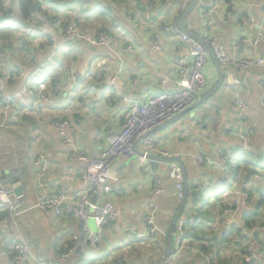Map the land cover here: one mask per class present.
<instances>
[{"label": "crops", "instance_id": "obj_1", "mask_svg": "<svg viewBox=\"0 0 264 264\" xmlns=\"http://www.w3.org/2000/svg\"><path fill=\"white\" fill-rule=\"evenodd\" d=\"M262 1L242 0L252 14L249 19L252 20L254 28L247 31L249 38L256 36L258 23L264 14L261 9ZM143 4L144 1L139 5L136 3L138 12L135 20H130V22L124 19L120 25L132 34V43L118 34L114 39L111 37V43L109 42L107 46L93 48L81 45L75 48L73 54L76 57L75 71L81 77L72 80L75 85L68 82L64 90L53 95L52 102L56 106L51 110H45V105L38 102L37 109L24 108L23 113H19L22 117H32L34 122L21 121L16 117L10 120L8 114L0 118V188L8 189L12 194L11 200L21 205L19 209L26 210L18 217L15 224H0V264H9L7 253L11 254V251H8V247L20 240L31 245L34 259L30 264H41L44 261L53 264H73L75 262L84 264L86 261L91 264H116L119 258H124L125 263L130 261L126 264H132L133 262L129 260L126 253L138 244L131 246L129 239H141L131 237L128 230L133 229L139 234L142 233L144 209L149 203L157 205V225L167 234L178 209L173 181L163 178L167 163L157 162L155 165L154 171L162 178L164 192L154 196L151 189V178L141 172L135 159V156H138L135 151V156L121 157L113 163V171L120 178L121 186L120 193L113 198V207L118 214V219L115 223L106 226V235L98 248L92 249L80 245L83 224L74 216L57 218L51 213L30 209L36 202L40 185L51 193L60 190L64 194H71L86 188L79 179L85 164L78 160L72 151L81 149L88 158H98L106 146L107 132L120 130V112L127 106V103L121 102L118 94L106 83L111 75L118 76L117 85L127 100L135 99L141 102L146 97L159 92L176 91L173 63L178 57L177 48L166 40V34L158 31L152 32L147 27L150 22L139 21V16L142 15L139 6ZM162 5L164 2L158 1V14L162 11ZM243 7L242 5L241 8ZM176 14H179L178 9L174 12V16ZM197 15L198 11L194 9L184 22L186 23L187 20L195 25ZM48 31L52 32L53 29L50 28ZM240 34L239 25L228 28L225 24L222 28L215 26L213 29L214 38L226 48L231 59L242 57L243 54L254 56L249 43H243L239 39ZM98 35L108 36L104 31ZM150 41L157 42L160 50L150 51ZM130 45L140 51H127L126 47ZM237 45L240 46L238 53L234 51ZM255 54L259 57L264 56V42L258 45ZM211 69L209 76L213 85L210 84L209 89L196 100L209 92L218 80L214 66ZM250 71L252 70L246 72L235 69L226 70L222 88L213 98L206 101L211 105L210 109L201 114L199 119L190 118L188 112L167 128L150 135L157 148L180 159L188 184L190 182L198 184L199 181L203 185H209L214 178L218 177L216 169L220 166V162L224 161L221 152L234 153L236 147H240L242 143L229 135L233 130L238 132L241 128L245 132L248 131L246 137L244 134L243 143L247 144V141H250L255 146H264V110L260 107V103L264 102V74L262 70L255 74H251ZM125 72L139 74L144 82L133 89L130 84L132 77ZM38 83L40 81H33V84ZM79 89L82 90L81 94ZM18 92L16 96L21 93ZM238 99H242L246 105L242 124L238 122L232 111V106ZM26 100L28 99L23 101L27 102ZM59 120L68 121L69 127L65 135L73 138L72 146L63 147L62 136L58 134L53 125ZM24 123H29V125L25 127ZM196 124L200 133L193 126ZM9 129L11 131H8ZM18 129H21L22 138L20 140L22 142L15 138ZM36 140H38L37 143ZM30 148H35L36 153H31ZM137 150L142 151L140 142L137 144ZM38 155L45 156L48 163V170L41 178L37 175L38 170L32 165ZM198 156L202 157L201 165L195 162L194 158ZM150 167L153 170L151 165ZM17 177L24 186L23 196L20 198L12 193ZM239 191L240 188L235 187L234 194ZM234 200H236L235 203ZM228 201L233 209L225 217L226 224H237L238 222L241 224L243 214L250 210L246 199L240 194L233 199L229 198ZM86 226L89 231H95L91 219L87 221ZM164 246L162 240L160 244L146 247H152V253L157 257L159 249L165 248ZM69 251H72V255L67 260L60 261L59 257ZM156 262L155 258L150 264H159Z\"/></svg>", "mask_w": 264, "mask_h": 264}, {"label": "built area", "instance_id": "obj_2", "mask_svg": "<svg viewBox=\"0 0 264 264\" xmlns=\"http://www.w3.org/2000/svg\"><path fill=\"white\" fill-rule=\"evenodd\" d=\"M159 1L170 2L173 0ZM175 1L178 3V10H180V13L190 2V0ZM218 1L221 0H198L197 6H199V8L196 24L194 25L186 20V23L184 22V27L205 42V44L213 51L217 61L223 69H235L246 72L254 68H264V56L259 57L255 54L258 45L264 41V14L258 24L256 36L254 38H249L247 32L254 28L251 19L247 20V30L242 29L239 38L243 43H249V46L253 49L254 56L243 54L242 57H234L231 59L226 48L214 38V27L210 24L212 18H220L224 15V8ZM150 10L151 9H149V12ZM239 10L245 12L247 8H241L240 6ZM180 13L176 14L175 18H178ZM151 14L152 13L150 12V15ZM150 15H147L148 19ZM172 16H174V12ZM173 21L167 22V18L163 12V14L156 15L153 18L151 17L148 21L150 23L147 24V27H149L152 32L158 31L166 34V40H169L172 45L177 48L178 57L173 63L176 75V91L159 92L146 97L145 100H142L141 102L135 99L127 100L126 96L117 85L118 76L116 74L111 75L106 83L118 94L121 102L127 103V106L120 112V130L118 132H107L105 135L106 146L101 151L98 158H88L81 149H74L72 151V153L77 156L78 160L85 164L79 179L86 188L71 194H64L60 190L51 193L40 185V191L37 195L36 202L30 208L51 213L57 218L74 216L79 219L83 224V236L80 241L82 247L95 248L105 237L106 226L115 223L118 219V214L113 207V198L120 193L121 186L120 178L113 171V163L121 157L135 156L133 144L136 140L141 139L156 126L170 120L172 117L192 106L197 97L210 87L209 73L210 70L212 71L211 68L213 67V64H211L212 62L207 48L180 31ZM62 41L66 45H74L77 42H83L93 48H98L109 45L111 38L105 35H99L98 38H89L85 34L79 32L74 25H68L64 29ZM239 48L240 46L237 45L234 51L238 53ZM149 49L152 52H157L160 50V46L157 42L150 41ZM126 50L130 52H135L137 50L140 51L132 45L127 46ZM125 74L132 77L130 84L133 89L137 88L142 82H144L142 76L139 74H132L131 72H125ZM70 76L72 77L71 69ZM38 88L41 91L44 90L46 86L43 83H38ZM3 99L5 103L4 113H7V111L11 109L10 98L4 96ZM260 106L264 110V102H261ZM245 108L246 105L242 99L236 100L232 106V111L240 124L244 123ZM53 125L58 134L62 136L61 143L63 147L72 146V143L74 142L73 138L65 135V132L69 127L68 121L59 120L58 122H54ZM230 135L240 142L245 141L244 131L241 128H239L238 132L233 130ZM140 143L142 146V155L135 156L136 162L140 166L141 172L151 178L152 194L154 196L161 195L164 192L161 181L162 178L151 169L146 156L148 154H158L170 158L172 155L165 150L157 148L150 137L144 138ZM194 159L198 165L203 163L201 156L195 157ZM32 165L38 170L37 175L39 178L43 177L48 170V163L43 155H38V157L33 160ZM163 178L165 180L173 181L178 204H180L184 197V185L179 166L175 163H167ZM37 183L39 185L38 180ZM95 196L96 200L93 202L92 199ZM235 201L236 200H234V203ZM19 208H21V205L18 204L15 206L11 203L9 192L4 189V187H1L0 224H15L18 217L26 211ZM231 211L232 209L229 207L223 208L221 215L226 217ZM157 216V205L154 203L147 204V207L144 209V227L142 233L139 234L133 229L128 230V232L132 236L139 235L141 237L151 236L165 238L166 232L157 225ZM89 219L93 221L95 231H89L87 229L86 224ZM183 223L182 220L178 221L177 228L179 231L182 230ZM183 249H188L189 251L193 250L191 247L183 244L180 234L176 238L174 256L179 252H182ZM8 251H11V254L7 253L9 264H30L34 259L32 249L22 240L10 245ZM71 255L72 251H69L67 254L61 255L59 260L63 262ZM41 264L53 263L44 261ZM168 264H171L170 259Z\"/></svg>", "mask_w": 264, "mask_h": 264}, {"label": "trees", "instance_id": "obj_3", "mask_svg": "<svg viewBox=\"0 0 264 264\" xmlns=\"http://www.w3.org/2000/svg\"><path fill=\"white\" fill-rule=\"evenodd\" d=\"M122 1L126 0H70L69 2L62 0H0V116L8 114L10 120L16 117L20 118L21 121L34 122L32 117H22L19 113H23L24 108L28 110L29 107H34L37 109L36 104L38 102L45 105V110H51L56 106L52 102L53 95L55 96L59 91L64 90L69 83L75 85L72 80L81 77L75 71L76 57L73 56L75 48L81 45L87 46L83 42H77L74 45L64 44L62 35L65 27L74 25L79 32L86 35H95L104 31L110 38L114 39L118 35L115 30L117 24L121 25L124 19L128 21H130L128 18L136 19V15L135 17L130 15L129 6H125L128 18L127 16H120L119 9L123 7H119V5ZM132 1L136 2L137 5L145 1L146 3L139 6L142 11L149 8L151 9L150 12L157 16L164 12L167 22H172L174 19L173 23L176 25V18L172 14L175 8L178 9L177 1H164L165 9L159 14L157 13L159 0ZM222 1L225 2L227 9L223 11L224 15L220 18L211 19L212 27L222 28L226 24L228 28H231L239 25L241 30H247V20L252 17V14L250 10L245 12L239 10L242 0ZM262 2L261 9L264 12V0ZM87 4L89 7L86 6ZM72 5L78 6V11H71L70 15L72 16L67 15L65 18H61L62 15L59 13L63 11L69 14L66 11H69V6ZM174 5H176L175 8ZM198 8L199 6H196L195 10L198 11ZM90 11L91 15H88ZM178 11L180 13V10ZM95 14L97 16L93 19L94 22H102V25L90 34L89 30L85 29L84 22ZM150 16L153 18L152 15ZM103 18L107 21H103ZM56 24L59 25L56 26ZM45 27L47 30L44 29ZM51 27L53 31L49 32L48 29ZM263 42L261 43L263 44ZM70 69L72 77L70 76ZM259 70H262L264 74V68H254L250 72L255 74ZM223 71L225 74L226 69ZM33 81L45 82L46 88L40 91L38 84L34 85ZM210 84L213 85V82L211 81ZM17 92H21L20 95L16 96ZM4 96L10 98L11 109L7 113H4ZM25 99H28L27 102L23 101ZM247 133L248 131H244L245 137ZM242 143H240V147H236L234 153L221 152L224 161L220 162V166L216 169L218 177L214 178L209 185H203L199 181L198 184L193 182L188 184V202L189 200L192 204L201 202V208L204 211L200 212L199 209L196 215L189 216H185L183 212L180 219L184 222L182 230L179 231L176 225L172 238L174 235L177 238L181 234V240H186L187 246L193 250L183 249L182 252L173 255L174 257L170 258L171 264H264V256L257 249L253 250V255H250L249 258L243 256V259L241 257L234 259L231 256L226 259L221 256V251L225 248L224 244L232 240L233 237H237L241 233L242 227L245 230H251L255 224L260 228L263 226L262 223L257 222L256 216L261 210L264 213V164H260L264 161V146H255L247 141L243 147ZM250 169L253 170L251 177L245 182V174ZM235 187L240 188V191L234 194ZM240 194L246 199L248 206H251L250 203L254 199L258 200L257 207H253L252 210L243 214L241 228L237 224H226L225 217L221 215L223 208L233 209L228 199H233ZM214 200L215 202H213ZM205 201L213 202L210 210ZM214 223L218 225L217 232L212 230L211 226ZM221 227L226 229L221 231ZM131 237L141 239H129L131 246L138 244L137 246H141V248L146 247L149 245V240L152 245L160 244L163 240L165 245V238L163 237H141L139 235H131ZM257 237H259V233ZM98 245L95 248H98ZM163 251L164 248L159 249V255L162 256ZM191 253L194 255L192 256ZM248 255L246 254V256ZM235 261L240 262L236 263ZM124 263L125 261L122 264ZM84 264L86 263L84 262Z\"/></svg>", "mask_w": 264, "mask_h": 264}, {"label": "rangeland", "instance_id": "obj_4", "mask_svg": "<svg viewBox=\"0 0 264 264\" xmlns=\"http://www.w3.org/2000/svg\"><path fill=\"white\" fill-rule=\"evenodd\" d=\"M63 2H69L70 0H62ZM220 4H222V7L224 8V11H226L227 9V6H225V2L224 1H218ZM144 3H146L144 1ZM245 6V4L242 2L240 3V6ZM87 7H89V5L87 4L86 5ZM93 6V5H92ZM122 6L123 8L122 9H119V12H120V16H123V17H126L128 18V12L125 11V6H129V13L132 17H135L136 13L138 12V9L136 8V3L132 0H126V1H122L119 5V7ZM131 7H132V10H131ZM174 8L176 7V5L173 6ZM80 8V7H79ZM136 8V9H135ZM162 11L165 9L164 8V5H162ZM46 9V8H45ZM69 11H66L68 12L69 14L61 11L59 13V15H62L61 18H65L67 15H70L71 11L72 12H77L78 11V6H75V5H72V6H69ZM173 12H177V9L175 8L173 10ZM76 14V13H75ZM88 15H91V11L88 13ZM147 15H150V12H149V9L148 8H145L144 11H142V15L139 16V21H145V22H148L149 19H151V16H149V19L147 18L148 16ZM153 17H155L156 15L154 13L151 14ZM229 16V14H227ZM72 16V15H70ZM97 16V14H95L94 16H92L89 20L86 19V21L84 22V26H85V29L86 30H89L90 34L93 32L94 29H98L101 25H102V22H94L93 19H95V17ZM75 19V18H74ZM106 19L108 21H110V19L108 17H106ZM105 18H103V21L106 20ZM129 20H131L130 18H128ZM106 20V21H107ZM61 21V20H59ZM59 24H56V26H58ZM52 28V27H51ZM114 30V28H113ZM115 30L117 31V34L121 35L123 38L126 39V41H128L129 43H132L133 42V37H132V34L130 33L129 30H127V28L125 27H121L119 24H117V27L115 28ZM86 35V34H85ZM92 35V34H91ZM88 36L89 38H98L99 35L98 34H95V35H86ZM20 61V60H19ZM45 81V80H44ZM43 84H45V82H43ZM35 85V84H34ZM81 88H83L81 86ZM81 89H79V92L81 94ZM210 104L209 102H206L204 104H202L201 106H198L197 108H195L194 110L190 111L188 113V115L190 116V118L194 119H199L200 118V115L203 114L204 112H206L208 109H210ZM1 118V116H0ZM40 122V121H39ZM41 124V123H40ZM39 124V125H40ZM163 124V123H162ZM23 125H25V127H27L29 125V123H24ZM161 125V124H160ZM159 126V125H158ZM195 128H196V131L198 133H200L201 131H199L197 129V124L196 125H193ZM157 127V126H156ZM154 129V128H153ZM152 129V130H153ZM19 131L17 132V139L20 140V138H22V136L20 135V132H21V129H18ZM151 130V131H152ZM8 131H11L10 129ZM150 131V132H151ZM4 135L6 136H9L8 134L6 133H3ZM148 134V133H147ZM146 135V134H145ZM145 135L140 139L139 142H141V140H143L144 138H147V137H150V136H147L145 137ZM19 136V137H18ZM137 141V140H136ZM22 142V141H21ZM38 142V140H36V143ZM33 143V141L31 142ZM246 144H243V147H245ZM30 151L31 153H36V149L34 148H30ZM134 151V150H133ZM260 164H264V161L263 162H260ZM258 164V165H260ZM262 174V173H261ZM5 189V187H4ZM9 194H10V200L12 198V194L10 193V191L8 189H6ZM215 202V200L213 201ZM213 202H208V201H205L206 204H208V209L210 210L213 206ZM11 203H16L14 201L11 200ZM251 206H248V208L250 210L253 209V207H257V204H258V200H253L251 203ZM199 209H200V212H203V208H201V202L197 203V204H192V202L189 200L185 210H184V215L185 216H189V215H196V213L199 212ZM263 211L261 210L260 213L256 216V219H257V222L259 223H262L263 226L260 228V227H257L258 225L255 224L253 225L252 229L251 230H245L243 229V227L241 228V225L242 223L240 224L239 222L237 223L238 227L241 228V233L237 236V237H233L232 240L226 242L224 244V250L221 251L222 253V257L224 258H229L231 256H233L234 259H237L238 257H241V259H243V256L244 257H247L249 258L250 255H253V250H259L260 251V254L262 256H264V213H262ZM212 230H214L213 232H217L216 229L218 227L217 223L213 224L212 226ZM260 228V229H259ZM225 230L226 228L224 227H221V231ZM259 233V237H257ZM176 234V232H175ZM219 236V235H218ZM175 240H176V237L175 235L173 236L172 238V242L173 244L175 245ZM25 244H27L30 248H31V245L29 243H27L26 241H23ZM149 245H152L151 241L149 240ZM183 244L187 246L188 242L186 240H183ZM195 246V245H194ZM190 247V246H188ZM134 249L128 251L127 256L129 258V260H131L133 263L132 264H150V262H152L154 260V258H156V261L160 259H162L163 255H159L157 257H155L152 253L153 249L152 247L149 248V247H142L141 246H136V247H132ZM32 249V248H31ZM114 250V249H113ZM224 251V252H223ZM202 252V251H201ZM203 253V252H202ZM250 253V254H249ZM192 254V253H191ZM246 254L248 256H246ZM194 254H192L193 256ZM203 256V255H201ZM194 260V258H193ZM125 261L124 258H119L117 259L116 261V264H122L123 262ZM160 261H157V262H160ZM130 262V261H128ZM126 262V263H128ZM236 263L240 262V261H235ZM124 263V264H126ZM86 264H91V262H88L86 261ZM240 264V263H239Z\"/></svg>", "mask_w": 264, "mask_h": 264}, {"label": "water", "instance_id": "obj_5", "mask_svg": "<svg viewBox=\"0 0 264 264\" xmlns=\"http://www.w3.org/2000/svg\"><path fill=\"white\" fill-rule=\"evenodd\" d=\"M198 3V0H190L188 6L180 13L178 19H177V27L179 28L180 31H182L183 33L187 34L189 37H191L192 39L196 40L197 42H199L201 45L205 46L209 52V56L210 59L213 63V66L218 74V80L216 82V84L211 88V90L209 92H207L202 98H200L199 100H196V102L190 106L189 108H187L186 110H184L183 112L177 114L176 116L172 117L170 120L164 122L163 124L155 127L151 132H149L148 134L145 135V137L152 135L153 133L160 131L164 128H167L170 124H172L173 122H175L176 120L180 119L183 115L187 114L188 112L194 110L195 108H197L198 106H201L202 104H204L207 100H209L210 98H213V96L222 88L223 83H224V71L222 69V67L220 66L219 62L217 61L213 51L205 44V42L203 40H201L200 38H198L197 36H195L192 32H190L189 30H187L184 27V20L187 18V16L196 8ZM140 141L137 140L134 142L133 144V150L138 154V155H142V152H139L137 150V144ZM149 164L152 166L153 170L155 169V165L157 162H163V163H177L180 170H181V174H182V181H183V185H184V197L182 199V201L179 204L178 210L176 212V214L174 215V218L172 220V223L170 225V227L168 228L167 234H166V240H165V248L163 251V257L160 261V264H168L169 259L174 255V251H175V245L172 243V234L173 231L178 223V221L181 219L183 212L188 204V182H187V177L185 174V170H184V166L182 164V162L180 161L179 158L177 157H170V158H166L163 156H157V155H153V154H148L146 156ZM252 169L248 170L247 173L245 174V182L249 180V178L251 177V173H252ZM17 174V173H16ZM18 178V177H17ZM26 182L28 183V181L26 180ZM15 184L13 185V194L15 197L20 198L23 196V190H24V186L22 185V182L19 180V178L14 182ZM96 199V196L93 197L92 201L94 202ZM19 203L16 202L14 203L15 206H17Z\"/></svg>", "mask_w": 264, "mask_h": 264}]
</instances>
